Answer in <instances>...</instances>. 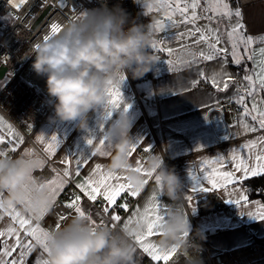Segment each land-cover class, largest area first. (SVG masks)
I'll use <instances>...</instances> for the list:
<instances>
[{
    "label": "clouds",
    "instance_id": "1",
    "mask_svg": "<svg viewBox=\"0 0 264 264\" xmlns=\"http://www.w3.org/2000/svg\"><path fill=\"white\" fill-rule=\"evenodd\" d=\"M144 12L157 7V0H132ZM99 7L81 11L62 24L56 33L48 34L31 45L28 57L32 70L45 79L47 103L53 110L52 123H73L78 130L89 129L91 116L102 111L109 99L108 90L121 76L143 77L160 60L152 48L154 25L130 22L129 14L119 3L109 7V0H98ZM162 11L166 12L165 9ZM47 37V39L45 38ZM151 49V51H150ZM192 53L177 57L181 65L193 60ZM130 121L121 112L108 125L111 154L106 169L126 177L133 189L143 190L147 176L132 169L129 151L134 143ZM25 150H33L30 145ZM0 157V204L4 209L19 208L40 219L53 206L52 196L37 175L43 159L38 152ZM34 151V150H33ZM144 168L153 175V191L169 201L165 221L156 244L161 251L176 248L178 256L201 264L204 235L193 228L183 208L184 183L179 174L166 166L164 151L149 153ZM29 189L31 191L29 192ZM146 228L138 220L128 228L92 223L74 216L53 230L48 240V264H139L134 237ZM187 234V235H185Z\"/></svg>",
    "mask_w": 264,
    "mask_h": 264
},
{
    "label": "crops",
    "instance_id": "2",
    "mask_svg": "<svg viewBox=\"0 0 264 264\" xmlns=\"http://www.w3.org/2000/svg\"><path fill=\"white\" fill-rule=\"evenodd\" d=\"M239 3L238 7L241 9L242 22L245 25L247 33L254 36L264 35V0H239ZM235 8L233 7V9ZM146 14L150 20L149 23L153 25L157 20H161L165 16L162 9L159 12L153 11L149 13L146 11ZM206 23L204 19L198 21L199 25ZM213 24L215 25V21ZM191 27L192 25L183 24L171 28L166 32L156 31L154 29L153 41H160L166 38L165 47L179 50L181 45H190L194 47V50L199 51L204 45L194 46V38L171 39L172 36L186 32ZM154 51L156 54L159 52L157 50ZM163 53L165 54V58L159 57V62L151 69L153 78L138 83L136 90H134L128 76H126L120 86L123 96V102L120 108L113 109L111 116L108 115L106 107L102 111L92 115L89 122V129L86 132L78 130L73 123L50 122L49 117L53 115L52 112L47 120L35 131L32 138L26 140L24 134L0 112V117L3 118L5 124H10L17 135L23 138V142L17 145V151L13 153L18 155L31 145L34 152L41 154L44 160V166L38 169L37 173L44 172L46 174L47 172H51L50 176H41L44 178V182L53 177V169L61 173L63 172L66 165L62 164L61 160L65 158L72 159L70 170L74 173L76 169L75 159L90 158L92 151H95V147L89 145L87 140L94 138L96 144H98V140L106 135L107 127L111 121L123 112L130 121V134L133 136L134 143L139 141L136 151L130 157L134 164L139 160L142 162V167L144 168L146 156L151 152L161 151L159 143L167 154L171 156H182L183 167L178 174L184 183L185 194L183 196V208L185 214L189 215L186 209L187 204L191 213L195 216L196 225L205 237L203 241L210 254H217L224 250L238 249L252 242L263 241L264 220L250 217L248 213L256 211L257 202L264 203V196L251 197L250 187L245 182L247 179H242L234 185H229V191L233 193L231 196L223 189L213 190L221 195L226 202V206L210 213H201L199 204L205 199L208 192L197 190L195 193H192V189L197 187L198 184H203L208 188L211 186L202 177L199 181L194 180L191 174H201L200 169L204 160L213 159L218 155H223L227 159L232 149H239L245 142L253 140L257 136L264 135V131L243 133L242 128L237 123L240 112L242 111L241 106L235 100H230V97L234 94V86L230 87L227 92H217L209 82L204 80H201L196 86L191 84V81L199 79L197 74L198 70L203 69L208 74L213 70H219V60L211 62L202 61L190 67L178 65L179 70L170 71L166 60L175 61L180 54L178 53L177 56H169L167 52ZM31 65L25 73V78L32 86L42 92L48 101L45 79L37 76L32 70ZM248 66L252 67L250 62ZM227 71L236 74L238 78L244 74L242 67H237L231 62L227 66ZM3 83L4 81L0 80V84L2 85ZM262 95L264 94H258L257 99L259 100ZM224 103L237 105L239 111L224 112L222 110V104ZM205 104L212 105V109L210 111L205 109L203 107ZM125 105L128 106L127 111L124 110ZM248 122L255 123L250 118H248ZM0 133L5 135L6 140L11 138L8 136L6 128H0ZM231 133L239 134L232 136ZM39 136L45 138L44 143L38 142L37 137ZM52 136H56L59 141V148L56 150L55 156H49L44 150ZM109 140L112 142L110 138ZM11 147L12 145L7 143L0 145V149L4 151H8ZM148 148H150V151H145V154L139 152L141 149L145 150ZM197 148L200 151H196ZM107 162L108 157L100 156L99 154L91 157L88 163L81 166V177L75 175L70 176L66 187L70 182H73L74 185L78 183L83 176L88 175L92 171L96 164L104 166L105 170H107ZM226 170H231V167L229 166ZM241 175L237 173L238 178ZM250 178L254 177H249L248 179ZM241 187L247 190L246 194L249 196L248 203L235 205L234 203L228 202V199L239 198L235 190H239ZM153 193H155L153 191V180L150 179L146 187L140 191V195L132 197L134 200L133 204L122 219V226L130 215L131 210L137 208L142 210ZM61 194L59 193L57 195L54 205L40 221L41 225L47 230H56L57 225L61 228L71 218L77 216L74 209L67 207L71 212L65 214L60 208L56 207V202L61 198ZM155 194L164 208L167 209L169 203L167 198L160 197L157 193ZM126 195L130 196L127 193H123L121 197L117 198V205L124 203ZM188 195L193 196L191 202L186 199ZM68 201L64 200L62 203L66 205ZM102 201L106 204L103 199ZM80 206L97 223L105 221L104 214L91 208L90 201L86 197H83V195ZM106 206L110 209L109 214L111 218L117 214L120 216L115 210V206H108L107 204ZM17 209L22 214L28 215V213L21 209ZM60 217H64V219L61 221ZM188 218L193 228L190 216ZM10 222V218L7 217L3 221H0V230L6 229ZM158 237L159 235L151 239L156 243ZM9 243H11V240H9ZM136 247L140 257L139 264H164L163 261H153L151 257L143 253L138 245ZM38 256L42 259H47V254L43 253L42 249L37 248L33 255L29 257V264ZM200 261L201 264L205 263L202 252L200 253ZM183 262L192 264L190 259H186L184 256H178V252H176L169 261V264H184ZM247 264H264V258Z\"/></svg>",
    "mask_w": 264,
    "mask_h": 264
},
{
    "label": "snow or ice",
    "instance_id": "3",
    "mask_svg": "<svg viewBox=\"0 0 264 264\" xmlns=\"http://www.w3.org/2000/svg\"><path fill=\"white\" fill-rule=\"evenodd\" d=\"M157 5L155 8L149 7L147 11L151 13L153 11L159 12L161 9L166 10L164 19L155 22L154 29L156 31L166 32L171 28L177 27L178 21L174 17L179 15L182 18L179 23L192 25V27L186 32L172 36L171 39L194 38V46L204 45V47L196 51L193 46L181 45V48L176 50L165 47L164 44L167 39L164 38L160 41H153L152 48L159 52H167L169 56H177L178 53H192L194 59L187 61L183 66L190 67L202 61L219 60V70H213L208 74L203 69H200L197 73L199 79L191 81V84L196 86L201 80H204L209 82L217 92H227L230 87L234 86V94L230 97V100H235L241 106L242 111L237 123L242 128L243 133L264 131V95L259 100L257 99L258 94H264V35L254 36L247 33L242 22L241 9L239 7L233 9L230 5V0H157ZM19 6V4L16 5V7ZM201 19H204L207 23L199 25L198 21ZM214 21L215 25L213 24ZM225 22L227 24L222 29L221 25H224ZM59 30L60 27L58 25H52V33H56ZM45 38L47 39V37ZM166 62L170 71L179 70L178 65H181L177 60H166ZM229 62L237 67H242L244 72L242 77L238 78L236 74L227 71ZM249 62L252 67L248 66ZM125 78L121 76L119 83L108 90L109 99L105 107L109 116H111L112 110L119 109L123 102L120 86ZM127 107L125 105V111H127ZM203 107L209 111L212 109V105L209 104H205ZM248 118L255 123H249ZM0 128H6L8 136L11 137L6 140L5 135L0 133V145L5 143L12 145L8 151L0 149V157L9 158L8 153L17 151V145L23 142V138L17 135L10 124H5L2 117H0ZM238 134L231 133L232 136ZM37 140L44 143L45 138L39 136ZM138 142L132 144L129 157L136 151ZM87 143L95 147L91 157L97 154L105 157L110 156L111 142L107 135L98 140V144H96L94 138H89ZM58 148L59 141L56 136H52L44 150L49 156H55ZM25 151L28 154H34L33 150ZM145 151H150V148L145 149ZM196 151H200V149L197 148ZM91 157L87 159L76 158L74 173L70 170L71 158L61 160V163L66 165L62 173L53 169V177L41 185V187L48 189L53 199V205L57 195L65 190L68 178L72 175L81 177V166L88 163ZM43 166L44 160L42 159L40 168ZM229 166L231 170H226ZM132 170L149 178L145 180V184L149 183L153 175L142 167V162L139 160L136 161ZM200 173V175L191 174L192 178L199 181L202 177L211 187L208 188L203 184H198L197 187L192 189V193L197 190L209 192L223 189L231 196L233 193L229 191V185H234L239 180L248 179L249 177L264 176V135L245 142L239 149H232L227 159L223 155H218L213 159L204 160ZM237 173L242 175L238 178ZM75 188L78 193L71 194V198L65 206L74 209L77 216L86 218L92 223L96 221L92 219L90 214H86L80 206L82 195L91 202H96L98 198H103L108 206H117V198L121 197L123 193L129 194L131 197L140 195V190L133 189L126 182L124 175L109 172L100 164H96L88 175L83 176L75 184ZM30 191L31 189H29ZM235 191L239 198L228 199L227 201L235 205L247 204L249 201V196L246 194L247 190L241 187ZM2 198L3 195L0 194V200ZM186 199L191 202L193 196L188 195ZM118 207L125 211L129 210L126 201L120 203ZM109 210L107 206L103 208L106 213ZM166 211L167 209L164 208L156 194L153 193L142 210L139 208L131 210L123 227L128 228L138 220H143L146 228L142 233L135 235L136 245L153 261H163L164 264H169L177 249L171 248L161 251L151 239L161 234L160 229L165 221ZM45 214L41 212L40 219L37 220L29 214H22L15 207L4 209L3 205L0 204V221H3L6 217L10 218L11 221L6 229L0 230V264H29V257L33 255L37 248L42 249L45 254L49 253L48 240L52 231L45 229L40 223ZM248 215L255 219L264 220V203L257 202L256 211L249 212ZM63 219L64 217H60L61 221ZM120 219L121 217L118 214L112 216L113 221H120ZM56 230H59V225H57ZM9 240H11V243H9ZM31 264H48V261L38 256L31 261Z\"/></svg>",
    "mask_w": 264,
    "mask_h": 264
},
{
    "label": "built area",
    "instance_id": "4",
    "mask_svg": "<svg viewBox=\"0 0 264 264\" xmlns=\"http://www.w3.org/2000/svg\"><path fill=\"white\" fill-rule=\"evenodd\" d=\"M119 3L120 6L129 14L130 22L138 24L149 23L146 12L140 5L134 4L132 0H109V7ZM19 4V7L16 5ZM99 7L98 0H0V68L5 66L8 68L4 83L0 85V112L6 116L26 137L30 140L40 125L47 120L53 112L51 106L47 103L43 93L32 86L25 78L28 67L33 62V58L27 56L31 45L38 42L43 32L52 27V25L62 26L64 22L72 19L81 11ZM48 10L42 23L34 28L36 20ZM164 19V18H163ZM178 21V25L182 19L179 15L174 17ZM155 25V23H154ZM51 34V33H50ZM157 55L165 58L163 52ZM134 90L136 85L144 82L149 78H153L152 72H148L143 77L133 79L128 76ZM224 112H238L239 107L233 103L222 104ZM159 146L161 150L164 149ZM141 154H145V150H139ZM9 157L16 154L10 152ZM164 162L166 166L173 168L177 173L183 167L182 156H171L164 151ZM38 176H50L51 172H38ZM78 193L73 182L65 188L61 194V198L57 200L56 207L67 214L71 212L62 203L64 200H70L71 194ZM82 195V194H81ZM98 198L96 202L90 201V207L102 212L105 221L103 223L115 227H121V222L127 211L115 206V210L120 214V221H113L109 212H104L103 208L106 204ZM128 203V208L133 204V198L126 195L124 202ZM226 202L217 191H210L206 194L205 199L199 204L201 213H210L218 209L224 208ZM186 209L193 223V232L199 230L195 216L191 213L186 204ZM200 231V230H199ZM201 232V231H200ZM202 244L203 264H247L264 258V241H256L251 244L232 250H224L217 254H210L204 241H198ZM160 264V263H158Z\"/></svg>",
    "mask_w": 264,
    "mask_h": 264
},
{
    "label": "trees",
    "instance_id": "5",
    "mask_svg": "<svg viewBox=\"0 0 264 264\" xmlns=\"http://www.w3.org/2000/svg\"><path fill=\"white\" fill-rule=\"evenodd\" d=\"M230 3L233 7H238L240 4L239 0H230ZM245 182L250 187L251 197L264 196V176L250 178L247 179Z\"/></svg>",
    "mask_w": 264,
    "mask_h": 264
},
{
    "label": "water",
    "instance_id": "6",
    "mask_svg": "<svg viewBox=\"0 0 264 264\" xmlns=\"http://www.w3.org/2000/svg\"><path fill=\"white\" fill-rule=\"evenodd\" d=\"M48 10H46L37 20L36 22L34 23L33 27L34 28H37L43 21L44 17L46 16ZM8 71V68L3 66L0 68V80H3L6 76V73Z\"/></svg>",
    "mask_w": 264,
    "mask_h": 264
},
{
    "label": "bare ground",
    "instance_id": "7",
    "mask_svg": "<svg viewBox=\"0 0 264 264\" xmlns=\"http://www.w3.org/2000/svg\"><path fill=\"white\" fill-rule=\"evenodd\" d=\"M49 32H51V27L47 28V29L43 32L42 36H44L46 33L49 34Z\"/></svg>",
    "mask_w": 264,
    "mask_h": 264
},
{
    "label": "rangeland",
    "instance_id": "8",
    "mask_svg": "<svg viewBox=\"0 0 264 264\" xmlns=\"http://www.w3.org/2000/svg\"><path fill=\"white\" fill-rule=\"evenodd\" d=\"M231 5V4H230ZM232 7V6H231ZM233 8V7H232ZM226 24H227V22H225V24L224 25H221V28L223 29L225 26H226ZM51 32H49V34H50ZM1 85V84H0ZM122 226V225H121ZM184 264H188L189 262H183Z\"/></svg>",
    "mask_w": 264,
    "mask_h": 264
}]
</instances>
